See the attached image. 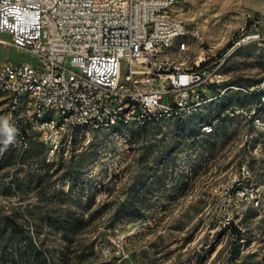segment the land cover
Listing matches in <instances>:
<instances>
[{"label":"rangeland","instance_id":"rangeland-1","mask_svg":"<svg viewBox=\"0 0 264 264\" xmlns=\"http://www.w3.org/2000/svg\"><path fill=\"white\" fill-rule=\"evenodd\" d=\"M175 11L185 48L158 61L205 76L184 120L79 131L51 160L37 142L19 156L3 144L0 91V228L28 233L50 264H264V101L249 93L264 81V0H178ZM7 61L32 59L0 44Z\"/></svg>","mask_w":264,"mask_h":264},{"label":"built area","instance_id":"built-area-1","mask_svg":"<svg viewBox=\"0 0 264 264\" xmlns=\"http://www.w3.org/2000/svg\"><path fill=\"white\" fill-rule=\"evenodd\" d=\"M176 7L178 0H0V34L8 35L0 44L32 59L0 63L5 129L17 154L37 142L51 160L79 131L103 136L196 112L201 100L191 87L204 74L158 61L176 42L185 48Z\"/></svg>","mask_w":264,"mask_h":264},{"label":"trees","instance_id":"trees-1","mask_svg":"<svg viewBox=\"0 0 264 264\" xmlns=\"http://www.w3.org/2000/svg\"><path fill=\"white\" fill-rule=\"evenodd\" d=\"M232 83L238 84L240 79L231 80ZM218 84L211 83L209 87L214 89ZM251 99L261 105V98L264 97V89L252 91ZM128 206H121L117 214L126 213ZM229 227L232 233L235 234L233 243L239 240L240 233L236 224L229 222ZM19 231L15 225L6 228H0V264H50V260L44 250L38 248L31 236ZM234 252L231 253V259L234 257Z\"/></svg>","mask_w":264,"mask_h":264},{"label":"clouds","instance_id":"clouds-1","mask_svg":"<svg viewBox=\"0 0 264 264\" xmlns=\"http://www.w3.org/2000/svg\"><path fill=\"white\" fill-rule=\"evenodd\" d=\"M5 127H7V121H4ZM10 132H15V129H10ZM14 142V136L13 135H9L8 138L6 140L3 141L4 147L7 148V146L11 143Z\"/></svg>","mask_w":264,"mask_h":264}]
</instances>
